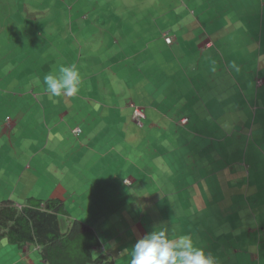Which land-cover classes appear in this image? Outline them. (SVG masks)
Segmentation results:
<instances>
[{
	"label": "crops",
	"instance_id": "1",
	"mask_svg": "<svg viewBox=\"0 0 264 264\" xmlns=\"http://www.w3.org/2000/svg\"><path fill=\"white\" fill-rule=\"evenodd\" d=\"M177 1L144 11L133 28L94 27L87 38L82 26L81 38L60 50L41 42L27 8L23 24L13 16L17 1L0 0V193H15L3 178L23 166L20 205L3 201L23 207L28 199L58 200L61 228L86 225L98 244L94 253L112 264H130L131 247L161 223L172 235L192 234L220 264H264V0H202L209 11H190V22L172 29L167 13ZM103 2L108 20L131 13ZM98 11L88 6L77 23L95 24ZM150 17L149 27L136 28ZM24 63L35 75H26ZM71 64L82 75L75 96L25 84ZM134 108L143 110L139 127ZM46 112H54L52 128ZM65 126L80 133L66 135ZM0 264L46 263L31 245L17 249L2 240Z\"/></svg>",
	"mask_w": 264,
	"mask_h": 264
},
{
	"label": "rangeland",
	"instance_id": "2",
	"mask_svg": "<svg viewBox=\"0 0 264 264\" xmlns=\"http://www.w3.org/2000/svg\"><path fill=\"white\" fill-rule=\"evenodd\" d=\"M17 4L19 5V9L16 7L14 8V5L12 4V11L13 16L15 15V12H17V18L15 20H20L21 23L24 24V22H28L29 20L31 21L33 19L34 22V26L35 29H37L38 31L40 30L42 32V34L40 35L41 37V42L46 43L47 42H51L54 43V47L56 49H64L65 47L70 48L72 43L76 42L77 37L80 39L81 37L79 36L78 33H76L77 31H79L80 27L84 28V32L85 33V37L89 38L90 37V32L91 30L95 27V28H100V29H106V27H108V25L112 26L114 25V23H122L125 27L127 28H133L134 27V18H140V19H144L145 15L143 14L144 11H151L153 12L154 10H161L163 8V6L165 5V0H125L126 2L122 3L124 0H115V4H116V10L117 12H121L119 9L120 7H126L128 9L129 13L128 15H119V13H117L119 17V19L121 20H113V19H106L108 12H109V8H107V3H104L103 1L105 0H97L98 3H91L90 0H67V2H63V0H32L34 1L38 7L42 8V7H49L50 9H52L50 12L46 11L43 12V9H37L34 7H31L29 0H16ZM117 1V2H116ZM199 4H196V3ZM40 5V6H39ZM175 9H172L171 7H169V11H174V13L172 12H168L167 15L171 18H167L172 19L170 21H168V23L173 25L172 29H177L179 27H185L189 22L190 19L193 18L192 15H190V11H194L195 15L199 17V14L205 11H209L210 8L208 6V3H203L202 0H179V2H174L173 3ZM195 5H199V7H196ZM97 7L98 6V13L100 14L101 18L99 19H95V24H92V21L89 20L88 22H82V24L77 23V17L82 15L83 13H85L87 11V7ZM112 6V4H111ZM24 8H27V12H29V19H26V13H22L24 12ZM34 8V9H33ZM65 8V9H64ZM165 10H168L167 7L164 8ZM205 9V10H204ZM18 10V11H17ZM20 16V17H19ZM56 16H59L57 18H55ZM66 17V20L65 18ZM83 17V16H80ZM20 18V19H19ZM22 18V20H21ZM153 17H150L149 19H147L142 25L141 24H136V28H144L145 26L149 27L150 21L152 20ZM139 19V20H140ZM123 21V22H122ZM125 21V22H124ZM203 21V19H202ZM160 22V21H158ZM33 25V23H31V26ZM140 25V27L138 26ZM206 27H208L210 25L209 23L205 24ZM73 29V32H71L72 30H70L71 28ZM250 27L252 29H255V26H251ZM42 28V29H41ZM263 28H264V21H263ZM60 31H57V30ZM55 30V32H54ZM61 34V36H56V37H50L49 35H53V34ZM66 34V35H64ZM63 35L64 37H67L66 39H63ZM145 33L143 34L142 37H144ZM84 36V34L82 35ZM73 39V40H72ZM146 40V39H145ZM82 42V41H80ZM48 45V44H47ZM263 50H264V43L262 44ZM94 54H90V56H93ZM101 56V55H100ZM101 59H104L101 58ZM22 67L24 69V71H26V73L28 72V74H26L29 78L33 75H35V72L33 71L31 73V69H29L25 63L22 64ZM10 68L8 69H4L3 74L7 71H9ZM244 71H246V69H243V71H240V74H243ZM31 74V75H30ZM38 75H42L40 72L36 75L33 76L31 78V80H28V83H25L27 88L30 90H34L35 92L38 91H46L45 85L43 84V81L41 82H36V78ZM239 77V76H238ZM241 77V76H240ZM42 79V78H41ZM43 80V79H42ZM237 84V82L235 83V85ZM14 86V85H13ZM1 108V107H0ZM41 117H43V115H40ZM39 117V116H38ZM45 117H46V122L49 124V127L52 128V123H53V119H54V112L52 113H45ZM60 126V125H58ZM78 128H72L70 130V128H66L65 126V134L66 135H70L74 138H76L78 135L75 134L76 130ZM80 131V129H78ZM46 132V130H44ZM43 142H45L43 140ZM49 148V146L47 147V149ZM39 147L35 148V151L39 150ZM33 151V152H35ZM31 152V153H33ZM46 153V152H45ZM30 157V154L26 155ZM38 153L35 152V158L36 160L39 159L38 157ZM75 159V158H74ZM34 162H36L34 160ZM37 163V162H36ZM23 166H21L19 168V170L17 171V173L14 175V177L8 179L7 176H5L3 178V182L6 183L7 185H10L11 188L16 187V189H13V191H15V193H11L8 191H5L4 193H0V201L3 202V200H12L15 203H17L18 205H20V203L17 202L16 198H17V194L21 191V185L22 181H19L20 184H18V177L21 175L20 174V170H22ZM67 168V167H66ZM187 173V172H186ZM185 173V174H186ZM71 180H69V175L66 177V179H64V184H70ZM74 189V185H71V191ZM2 187L0 188V191H2ZM33 195V197H36V192L35 190L30 194ZM185 197L187 195H184ZM0 202V203H1ZM8 202V201H7ZM24 201L22 200V203ZM86 204V203H85ZM87 207L85 209V213H87ZM70 215H72V220L74 219H78V217L76 218V214L74 212H70ZM99 215L94 216L91 221L89 222L90 224H92L93 226L95 225H99V219H98ZM80 218V217H79ZM81 219V218H80ZM62 231L65 230V228H61ZM97 230H99V228H96ZM10 256H8L7 254H5V259H8ZM2 259L4 258L3 256L1 257Z\"/></svg>",
	"mask_w": 264,
	"mask_h": 264
},
{
	"label": "trees",
	"instance_id": "3",
	"mask_svg": "<svg viewBox=\"0 0 264 264\" xmlns=\"http://www.w3.org/2000/svg\"><path fill=\"white\" fill-rule=\"evenodd\" d=\"M58 200L40 202L28 199L20 209L10 202L0 203V241L17 249L31 245L46 264H112L96 255L98 246L89 228L74 221L62 231Z\"/></svg>",
	"mask_w": 264,
	"mask_h": 264
},
{
	"label": "clouds",
	"instance_id": "4",
	"mask_svg": "<svg viewBox=\"0 0 264 264\" xmlns=\"http://www.w3.org/2000/svg\"><path fill=\"white\" fill-rule=\"evenodd\" d=\"M163 36L164 42L171 44L172 38L165 34ZM43 84L53 97L61 95L71 97L79 93L82 75L75 64L60 65L56 70L44 75ZM260 84V81H257V85ZM135 110L140 112V117L135 115ZM143 118V110L134 108L132 114L134 124L141 126ZM186 122V118L180 120L181 125H185ZM79 133L80 131L75 134ZM12 206L21 208L15 204ZM130 255V264H220L219 258L212 252L206 251L205 246L192 234L172 235L163 223L154 226L150 232L139 238L131 247Z\"/></svg>",
	"mask_w": 264,
	"mask_h": 264
},
{
	"label": "built area",
	"instance_id": "5",
	"mask_svg": "<svg viewBox=\"0 0 264 264\" xmlns=\"http://www.w3.org/2000/svg\"><path fill=\"white\" fill-rule=\"evenodd\" d=\"M134 113H135L136 116L140 117V112L139 111L135 110ZM78 132H79V130H76L75 133L77 134Z\"/></svg>",
	"mask_w": 264,
	"mask_h": 264
}]
</instances>
